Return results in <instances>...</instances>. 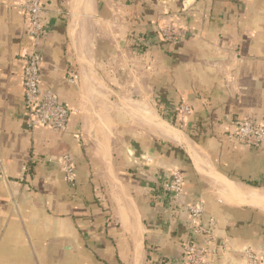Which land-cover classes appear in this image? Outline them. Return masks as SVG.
Here are the masks:
<instances>
[{"label":"crops","instance_id":"obj_1","mask_svg":"<svg viewBox=\"0 0 264 264\" xmlns=\"http://www.w3.org/2000/svg\"><path fill=\"white\" fill-rule=\"evenodd\" d=\"M44 2L41 88L72 114L65 131H29L28 16L22 0H0V264H169L199 203L216 221L211 264L262 256L264 146L228 135L245 120L264 127V0ZM166 23L188 37L164 41ZM174 170L180 199L164 191Z\"/></svg>","mask_w":264,"mask_h":264},{"label":"built area","instance_id":"obj_2","mask_svg":"<svg viewBox=\"0 0 264 264\" xmlns=\"http://www.w3.org/2000/svg\"><path fill=\"white\" fill-rule=\"evenodd\" d=\"M21 9L28 16L30 42L28 47L23 48L19 53V57L24 61L22 76L28 129L31 132L39 130L65 131L70 122L71 110L59 101L51 89L41 88L43 43L48 31L45 2L44 0H22ZM159 34L168 43L178 42L188 37L183 28L172 23H166L160 27ZM178 114L181 127H186L187 120L192 114L191 108L183 104L179 107ZM228 138L230 141L261 149L264 146V127L260 123L245 120L236 126ZM61 165L66 182L74 185L76 179L74 162L68 155H64L61 158ZM184 187L183 174L179 170H174L164 186V191L172 199H180ZM187 212L190 216L189 229L192 233V241L184 244L182 257L169 264H211L210 259L217 254V248L213 244L216 240V221L210 219L208 225L204 224L202 203L188 205ZM200 236L204 238L202 244L195 240ZM244 256L247 264H264V252L261 256L249 248L244 251Z\"/></svg>","mask_w":264,"mask_h":264},{"label":"trees","instance_id":"obj_3","mask_svg":"<svg viewBox=\"0 0 264 264\" xmlns=\"http://www.w3.org/2000/svg\"><path fill=\"white\" fill-rule=\"evenodd\" d=\"M175 114H176V112H175ZM189 133H191V135H193L192 132H191V130L189 131Z\"/></svg>","mask_w":264,"mask_h":264}]
</instances>
